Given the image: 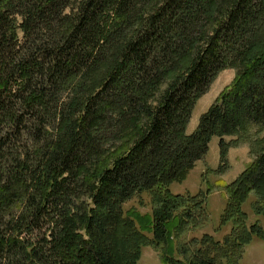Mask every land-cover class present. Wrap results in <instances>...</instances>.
Returning <instances> with one entry per match:
<instances>
[{
	"label": "trees",
	"instance_id": "16d2710c",
	"mask_svg": "<svg viewBox=\"0 0 264 264\" xmlns=\"http://www.w3.org/2000/svg\"><path fill=\"white\" fill-rule=\"evenodd\" d=\"M252 136L256 158L217 183L231 229L180 242L206 219V194L171 185L214 138L223 173ZM146 192L151 211L125 208ZM263 220L264 0H0V264H142L148 245L163 264H239Z\"/></svg>",
	"mask_w": 264,
	"mask_h": 264
},
{
	"label": "rangeland",
	"instance_id": "374dc122",
	"mask_svg": "<svg viewBox=\"0 0 264 264\" xmlns=\"http://www.w3.org/2000/svg\"><path fill=\"white\" fill-rule=\"evenodd\" d=\"M207 29L210 30V24H208ZM236 68H226L218 74L215 78V81L211 84L208 91L201 97L195 107L194 112L192 114L190 123L188 125L187 133L191 134L198 127V123L200 117L205 114L207 109L217 100L220 96V92L223 91L226 87L230 86L235 77ZM169 82H164L161 86V89L156 92L154 97L151 100V103L156 106L158 104V100L162 92L168 87ZM78 114L77 117H79ZM257 128H253L252 134L254 135V131ZM57 132L55 128L49 132L53 133ZM112 138H109V145H113ZM228 141H232L235 137H226ZM253 136L242 141L237 147H231L228 153V161L224 166L223 173H218L216 170L218 169L221 163L220 156V140L218 138H214L211 142L210 149L206 155V157L200 161H198L194 168L190 171L188 177L183 182L173 183L171 185V190L173 193H181V194H197L203 192L206 194V211L207 217L205 220H201L199 224L193 225L190 227L182 236L180 242H189L192 238L197 237L201 238L205 233H211L215 236L217 240H222L224 235L228 233L231 229V226L225 225L224 227H220L221 216L224 213L225 207L227 205V193L225 187L220 186L218 181L223 180L227 183H232L235 181L238 176L245 171L246 166L249 163H252L256 158V155L251 154ZM109 148V146H106ZM92 160V158H91ZM90 161V159H89ZM34 166V165H33ZM77 181L74 180V183ZM77 185L74 184L73 188ZM208 188H212V191H209ZM77 190V187L76 189ZM75 196H82L83 192L77 191L74 193ZM74 196V197H75ZM256 194H252L251 198L247 200V202L243 205L244 211L250 213L252 211V203L256 198ZM139 201H142V204H139ZM125 208H131V206H135L139 208L142 212L151 211L150 204V194L147 192L142 196H135L128 203L125 204ZM252 218V216H251ZM254 221V218L252 219ZM264 228V220L262 221ZM143 255L141 258L142 264H163L162 263V251L157 249L153 245H148L143 248ZM175 259H183L181 256H178L176 253ZM239 264H264V240L255 235L253 241L246 245L242 255L240 256Z\"/></svg>",
	"mask_w": 264,
	"mask_h": 264
}]
</instances>
